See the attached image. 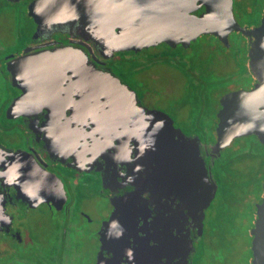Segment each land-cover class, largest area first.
Returning <instances> with one entry per match:
<instances>
[{
	"label": "flooded vegetation",
	"instance_id": "1",
	"mask_svg": "<svg viewBox=\"0 0 264 264\" xmlns=\"http://www.w3.org/2000/svg\"><path fill=\"white\" fill-rule=\"evenodd\" d=\"M31 1L2 0L17 8L23 5L28 27L18 36L0 41V202L3 203L0 264H98L105 223L118 209L122 218L111 227L112 246L116 252L104 250V259L114 257L116 264H180L189 240L192 247L186 264H230L228 259L230 252L232 256L233 240L223 232L225 215H221V228L214 227L213 221L209 222L208 214L224 180L221 176L224 175L225 163L221 155L227 146L220 152L211 148L217 137L220 102L213 136L206 138L207 135H201L195 128L194 117L186 114L193 105L196 106L189 94L170 104L173 105L172 113L158 106L155 100L164 99L167 90L152 88L158 74L143 70L139 54L158 45L173 51L164 59L181 63L178 71L184 74L191 86L201 83L200 74H215L220 69L218 64L223 63V71L229 72L231 82L244 84L225 93L248 90L256 82L249 67V36L233 29L227 35V42L208 33L199 35L188 44L161 42L138 51L109 52L99 38L91 37L90 31L83 28L79 20L39 24L28 15ZM232 5L233 16L239 26L251 29L260 24L264 0L257 3L255 0H233ZM204 10L202 5L193 13L198 15ZM233 34L242 37L243 49L237 46L231 57L226 49L230 50L233 45L230 40ZM201 37L209 40L195 49L198 52L196 57L188 55ZM3 48L9 50L2 53ZM71 52L80 60L84 58L86 62L88 59L96 69L118 76L137 93L143 105L165 112L185 135L198 137L208 175L217 184L213 198L204 208L201 223L198 199L189 186L174 189L171 194L160 186L154 197L147 190L140 195L141 199L130 200V193L136 189V178L130 177V157L116 154L117 151L130 152L127 108L117 107L115 101L111 107L104 105L96 114L89 115L86 103L106 104V95L111 93H100L94 99L95 93L86 89V83L73 81L75 76L67 65L71 62ZM129 52L130 66L126 59L121 58ZM62 53L67 58H62ZM28 55L37 57L11 63ZM49 56H52L51 60ZM29 66L32 81L26 83L20 71ZM13 71L16 72L14 80ZM240 79L245 80L242 82ZM24 88L30 89L29 98L17 112L8 115L7 107L26 94ZM180 111L189 121L188 131L175 123V116ZM102 135L122 140L114 141L115 147H104L99 142L100 146L92 149L88 137ZM250 136L255 135L244 137ZM260 190V196L254 203L253 220L256 218L255 204L262 196V184ZM130 206L136 209L131 218Z\"/></svg>",
	"mask_w": 264,
	"mask_h": 264
},
{
	"label": "water",
	"instance_id": "2",
	"mask_svg": "<svg viewBox=\"0 0 264 264\" xmlns=\"http://www.w3.org/2000/svg\"><path fill=\"white\" fill-rule=\"evenodd\" d=\"M232 3L233 0H32L28 5V15L39 24L48 25L79 20L81 26L90 31L91 37L99 38L109 52L130 49L138 51L161 42L170 45L179 42L188 44L199 35L208 33L227 42V35L231 30L244 32L250 39L249 67L256 82L248 90H233L220 97L217 137L211 145L212 150L220 152L233 139L251 134L264 144V13L258 26L247 29L239 26L234 18ZM202 5L205 10L198 15L194 14L193 11ZM63 54L62 58H67ZM26 57L34 60L37 56H21L11 63H19ZM51 57L49 56V60ZM69 58L71 62L67 65L75 76L73 81L86 83V89L95 93L92 98L99 97L100 93H111L106 95V104L88 101L86 108L89 115L96 114L104 105L111 107L116 102L117 107L127 108L130 152L117 151L116 154L130 157V177L136 178V189L130 193V200L141 199L140 195L147 190L154 197L160 186L166 188L167 194L179 187L189 186L194 189L193 195L198 199L201 223L204 208L213 198L217 184L208 175L198 137L185 135L173 125L171 117L165 112L143 105L137 93L115 74L96 69L88 59L86 62L84 58L80 60L73 52ZM51 64L52 61L49 62L50 66ZM20 72L22 80L31 83V67ZM12 74L14 80L16 72L13 71ZM24 89L26 94L13 100L7 107L8 115L17 112L29 98L27 95L30 89ZM123 91L128 94H122ZM97 102L100 103L99 100ZM88 138L92 142V149L99 147V142L104 147H115L113 142L122 140L110 135ZM262 190V196L255 204L256 218L250 229L251 264H264V180ZM135 211L130 206V218ZM2 215L3 203L0 202V218ZM120 218L122 214L118 209L105 223L98 264H116L114 257L104 259L102 253L104 250L116 252L112 246L111 227ZM190 247L192 243L188 240L180 264H186ZM124 248L127 246L124 245Z\"/></svg>",
	"mask_w": 264,
	"mask_h": 264
},
{
	"label": "rangeland",
	"instance_id": "3",
	"mask_svg": "<svg viewBox=\"0 0 264 264\" xmlns=\"http://www.w3.org/2000/svg\"><path fill=\"white\" fill-rule=\"evenodd\" d=\"M255 1L256 3L259 2V0ZM27 27L28 16L25 15L23 5L17 8L0 0V41L11 36L20 35L22 30L25 31ZM206 40L209 39L207 37L199 38L197 44L194 45V50L188 55L193 54L196 57L198 52L195 49L198 50ZM230 40L233 45L230 50L226 49V52L232 57V51L237 50V46L240 50L243 49L240 43L243 39L240 35L233 34ZM8 50V48H3L2 53ZM171 53L173 51L165 49L163 45H158L155 48L151 47L149 50L145 49L139 54L141 66H144L143 70L154 71L158 74L157 80L151 84L152 88H165L167 92L164 96L175 99V101H168L164 97V99L155 101L159 107L172 113L173 105L170 104L189 94L194 99L195 102H193L196 106L193 105V109L186 112V114L194 117L195 128L201 135L205 134L207 135L206 138H211L216 124V112L221 95L228 89L241 88L244 84L231 82L229 78L231 75L228 74L229 72L223 71L225 69L223 63H221L218 64V68H220L218 72L215 71V74H200L201 83L191 86L187 83L184 74L178 71L181 68V63L176 64L164 59L165 55L171 56ZM121 58L126 59L127 64L130 66V52L121 55ZM222 61V58H220V62ZM145 74L148 75L146 72ZM240 80L243 82L245 79ZM184 114L183 111H180L178 115L176 114L175 123L186 131L189 128V121L185 120L186 116ZM249 141L252 142L253 148L244 147L243 145L247 143V139L239 137L223 149L221 160L225 163V167L224 175L221 177L224 180L220 183L217 198L208 211L209 222L213 221L214 227L220 226L223 228L219 223L222 221V213L225 215L226 226L223 232L226 233L229 240H233L232 256L230 252V259H228L230 264L233 262L234 264H251L250 229L254 221V203L260 196L261 184L264 180V150L260 147L254 149V140L249 139Z\"/></svg>",
	"mask_w": 264,
	"mask_h": 264
},
{
	"label": "trees",
	"instance_id": "4",
	"mask_svg": "<svg viewBox=\"0 0 264 264\" xmlns=\"http://www.w3.org/2000/svg\"><path fill=\"white\" fill-rule=\"evenodd\" d=\"M246 139H247V143L245 144V145H243L244 147H249V148H253V146H252V142H250L249 141V139H251V140H254V143H255V148L254 149H257V148H263V150H264V146L263 145H261L258 141H257V139H256V137L255 136H250V137H245ZM249 143H250V145H249ZM262 150V149H261Z\"/></svg>",
	"mask_w": 264,
	"mask_h": 264
}]
</instances>
